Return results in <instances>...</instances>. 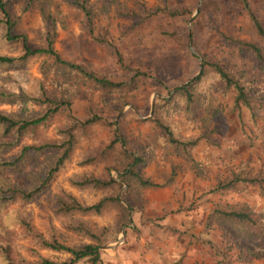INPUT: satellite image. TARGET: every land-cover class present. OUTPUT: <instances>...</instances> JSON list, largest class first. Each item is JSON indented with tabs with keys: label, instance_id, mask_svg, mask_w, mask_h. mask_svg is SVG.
Returning a JSON list of instances; mask_svg holds the SVG:
<instances>
[{
	"label": "rangeland",
	"instance_id": "1",
	"mask_svg": "<svg viewBox=\"0 0 264 264\" xmlns=\"http://www.w3.org/2000/svg\"><path fill=\"white\" fill-rule=\"evenodd\" d=\"M43 1L48 22L40 14ZM74 1L8 0L9 11L20 18L14 31L26 34L31 47H39L51 30L54 46L64 58L127 86L122 92L102 91L63 68H53L52 59L45 57L32 58L18 69L0 67V88L8 91L35 94L39 79L48 89L56 80L69 84L71 105L52 117L43 131L48 139H59L57 129L77 123L71 161L47 194L19 208L32 214L39 231L46 232L52 224L60 240L71 245L90 239L63 226L69 219L52 212L50 193L62 188L84 204L105 195L117 196L121 204L112 202L98 214L72 216L96 231L106 229L98 264H264V241L218 223L205 231L206 217L217 203L247 202L264 219V193L256 187L208 191L230 167L243 161L248 160L254 169L264 168V73L249 53L224 37L257 42L241 1L78 0L85 1L88 16ZM252 1L264 23V5ZM0 53L17 55L19 46L0 44ZM203 58L241 71L252 87L256 118L245 108H234L233 92L212 80L203 88L204 103L191 115L177 105L164 115L179 136L202 137L189 159L180 149L163 143L150 117L154 103L197 74ZM0 109H24L27 115L40 110L31 103L2 104ZM94 115L102 120L80 125ZM130 154L143 157V174L158 183L170 177L172 181L163 187L129 189L119 180L118 171ZM41 159L29 157L24 165L3 174L28 186L34 183L32 172ZM81 174L114 178L119 184L99 189L72 186L68 179ZM6 210L0 211V219ZM27 243L17 240L15 250L25 254L21 245ZM253 249L259 256L250 252ZM41 253L57 259L67 256L49 250ZM75 264L91 263L82 259Z\"/></svg>",
	"mask_w": 264,
	"mask_h": 264
},
{
	"label": "trees",
	"instance_id": "2",
	"mask_svg": "<svg viewBox=\"0 0 264 264\" xmlns=\"http://www.w3.org/2000/svg\"><path fill=\"white\" fill-rule=\"evenodd\" d=\"M240 1L254 29L257 42L243 41L231 36L224 37L239 51L249 53L256 66L264 73V23L252 0ZM260 2L264 5V0ZM45 4L46 1L41 2L40 14L43 20L48 22L49 16L46 14ZM74 4L88 16L89 11L85 1L76 0ZM19 20V16L9 11L8 0H0V44L15 43L20 50L17 55L0 53V67L18 69L32 58L45 57L52 59L53 68L57 66L63 68L71 77L75 76L102 91L122 92L126 88L127 83L124 81L101 76L80 63L64 58L54 46L55 33L51 30L46 33L43 45L31 47L26 34L14 31ZM50 24L53 30L54 24L52 22ZM118 58L121 60L119 53ZM244 77L236 67H226L203 58L197 74L174 87L168 97L160 98L153 105L150 118L160 131L163 143L180 149L189 159H192L191 150L202 137L179 136L164 115L174 105L191 115L196 106L204 103L203 88L212 80H219L226 90H231L234 94V108L247 109L255 120L252 87ZM68 86L66 81L56 80L52 83V88L48 89L44 80L39 79L35 94H30L23 89L13 92L0 88V105L31 103L40 108L31 115H27L24 109L19 112L0 109V211L7 209L0 219V264H75L82 259L88 260L91 264H98L100 261L99 250L106 241V229L96 231L88 222L77 220L72 216L75 213L98 214L112 202L121 204L117 196L105 195L94 203L84 204L62 188L50 193L52 212L69 219L63 223V226L74 234L84 235L90 239L88 242L71 245L60 240L52 224L48 225L46 232L39 231L33 224L32 214L19 208L47 194L58 173L71 161L76 143L77 123L65 129H57L59 137L57 140L48 139L43 134L52 117L62 108L70 107ZM96 120L102 119L94 115L80 125ZM127 156V164L118 171V178L125 182L129 189L132 186L144 189L163 187L172 181V177L163 183L154 181L140 171L144 161L142 156L136 154ZM29 157H42L37 170L32 172L34 183L22 186L4 176L5 171L24 165ZM68 180L77 188H108L118 183L114 178L103 180L89 174L73 176ZM248 185L264 193V168L254 169L246 160L230 167L226 175L220 177L208 191L211 193L238 191ZM214 223L227 225L238 233L244 231L247 234L246 237L254 241H264V219L260 211L247 202L217 203L206 217L205 231H210ZM19 239L28 240L27 245H21L25 254L15 250V243ZM41 250L66 253L67 256L64 259H57L43 255ZM250 252L259 256L254 249Z\"/></svg>",
	"mask_w": 264,
	"mask_h": 264
}]
</instances>
